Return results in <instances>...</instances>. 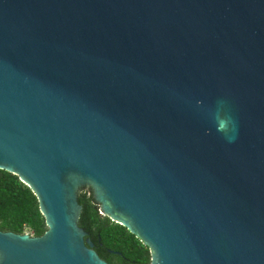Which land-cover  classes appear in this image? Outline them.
Returning a JSON list of instances; mask_svg holds the SVG:
<instances>
[{"label":"water","instance_id":"water-1","mask_svg":"<svg viewBox=\"0 0 264 264\" xmlns=\"http://www.w3.org/2000/svg\"><path fill=\"white\" fill-rule=\"evenodd\" d=\"M0 170L47 227L0 264H108L87 188L149 264H264V0H0Z\"/></svg>","mask_w":264,"mask_h":264},{"label":"trees","instance_id":"trees-1","mask_svg":"<svg viewBox=\"0 0 264 264\" xmlns=\"http://www.w3.org/2000/svg\"><path fill=\"white\" fill-rule=\"evenodd\" d=\"M79 226L108 264H149L150 251L125 227L100 213L90 188L81 189ZM47 227L34 193L19 178L0 170V231L39 237Z\"/></svg>","mask_w":264,"mask_h":264}]
</instances>
